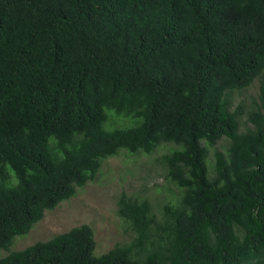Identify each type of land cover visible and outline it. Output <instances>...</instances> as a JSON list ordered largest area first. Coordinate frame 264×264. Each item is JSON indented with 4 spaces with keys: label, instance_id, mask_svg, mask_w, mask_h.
<instances>
[{
    "label": "trees",
    "instance_id": "16d2710c",
    "mask_svg": "<svg viewBox=\"0 0 264 264\" xmlns=\"http://www.w3.org/2000/svg\"><path fill=\"white\" fill-rule=\"evenodd\" d=\"M166 145L174 201L121 193L127 244L95 256L83 224L12 251ZM0 264H264V0H0Z\"/></svg>",
    "mask_w": 264,
    "mask_h": 264
},
{
    "label": "rangeland",
    "instance_id": "374dc122",
    "mask_svg": "<svg viewBox=\"0 0 264 264\" xmlns=\"http://www.w3.org/2000/svg\"><path fill=\"white\" fill-rule=\"evenodd\" d=\"M258 89L259 80H254L247 89L233 92L231 103L234 105L240 101L249 103L256 100ZM243 122L241 130L244 129ZM224 145L225 141H220L216 143L215 148L222 150ZM169 148V145L161 146L150 156L137 154L125 158L121 155L105 162L102 174L99 171L101 176L87 183L74 198L61 203L51 211H46L44 218L35 224L26 236L17 237L13 241L12 251L48 241L83 224L89 225L94 232L95 256L108 252L116 245L127 244L131 232L126 231L125 224L117 215V201L121 193L127 195L138 193L154 204L164 198L165 203L174 201L169 192L172 190L175 193L177 190L165 181L163 168L159 162V158L169 152ZM154 187H162V190L157 191Z\"/></svg>",
    "mask_w": 264,
    "mask_h": 264
}]
</instances>
